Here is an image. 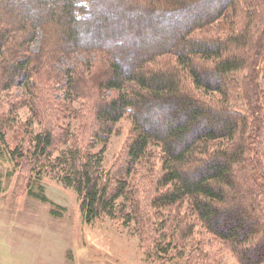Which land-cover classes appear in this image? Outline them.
Instances as JSON below:
<instances>
[{"label": "trees", "instance_id": "16d2710c", "mask_svg": "<svg viewBox=\"0 0 264 264\" xmlns=\"http://www.w3.org/2000/svg\"><path fill=\"white\" fill-rule=\"evenodd\" d=\"M263 71L264 0H0V99L24 87L0 141L10 148V117L28 107L42 126L29 122L26 162L74 189L86 223H132L152 263L216 243L237 264H264ZM126 114L125 154L105 167ZM61 118H78L75 131ZM151 207L166 213L160 226Z\"/></svg>", "mask_w": 264, "mask_h": 264}, {"label": "rangeland", "instance_id": "374dc122", "mask_svg": "<svg viewBox=\"0 0 264 264\" xmlns=\"http://www.w3.org/2000/svg\"><path fill=\"white\" fill-rule=\"evenodd\" d=\"M107 24L110 27L108 34H112L115 26L110 21ZM38 44L36 40L31 48L36 50ZM76 57L84 61L86 56L83 53H76ZM96 58L100 59L98 54L93 53L88 57L89 61H95ZM66 64L65 58L59 62L62 66ZM98 67L99 65L96 64L94 70ZM260 85L264 90V71ZM23 91L24 87L13 88L1 97L0 123L7 121V101L10 95ZM63 95L64 92L60 87L54 88V102H64ZM26 96L25 91L23 97ZM28 98L29 96L26 100ZM82 101L78 99L74 107L78 108ZM79 112L80 109L76 111ZM32 115L28 107L18 108L10 117L13 123L11 122L10 128L5 130L10 148L15 144L23 152L22 156L13 157L10 148L0 141V264H158L152 263L146 257L144 249L147 242L145 245L142 244L143 240L134 230L132 223L124 225L119 217L108 216L86 223L80 211V197L74 189L64 186L56 177L45 171L38 173L36 167L26 162L25 156L29 155L27 137L31 131L30 123L34 125V130L42 126L40 119ZM59 121L62 123L70 121L71 129L74 127V131L76 124L79 123L78 118L77 120L61 118ZM25 125H29L30 130L25 132L22 129V132H17V128ZM3 128L5 129V126ZM130 131L131 119L126 114L115 123L113 132L109 136L103 154L105 167L123 159L125 146L130 139ZM97 147L99 144L94 149ZM152 150L156 152L155 148ZM148 170L146 166L142 173ZM146 181L148 182L145 180L141 183L145 184ZM40 193L45 195L47 200L35 195ZM242 205L246 206L244 203ZM165 215L166 213H162L161 209L151 207L148 216L150 225L160 226L165 220ZM253 221L255 219L250 218L245 224L250 226ZM201 246L202 249H196L197 252L202 251L200 258L193 260L191 256V261L187 260V262L203 264L205 260L211 259L215 264H237L233 254L221 249L218 244ZM65 257L73 262H64ZM187 262L181 258L160 264H187Z\"/></svg>", "mask_w": 264, "mask_h": 264}, {"label": "crops", "instance_id": "0c3cea01", "mask_svg": "<svg viewBox=\"0 0 264 264\" xmlns=\"http://www.w3.org/2000/svg\"><path fill=\"white\" fill-rule=\"evenodd\" d=\"M63 261L66 262V263H72V262H73V261H71V259H68V260H67L66 257L63 259ZM67 261H68V262H67Z\"/></svg>", "mask_w": 264, "mask_h": 264}]
</instances>
